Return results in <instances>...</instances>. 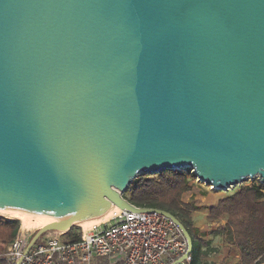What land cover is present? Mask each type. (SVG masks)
Instances as JSON below:
<instances>
[{"label": "water", "instance_id": "95a60500", "mask_svg": "<svg viewBox=\"0 0 264 264\" xmlns=\"http://www.w3.org/2000/svg\"><path fill=\"white\" fill-rule=\"evenodd\" d=\"M185 166L221 190L264 183V0H0V209L160 212L182 264L184 223L123 194Z\"/></svg>", "mask_w": 264, "mask_h": 264}, {"label": "built area", "instance_id": "2783aa9c", "mask_svg": "<svg viewBox=\"0 0 264 264\" xmlns=\"http://www.w3.org/2000/svg\"><path fill=\"white\" fill-rule=\"evenodd\" d=\"M72 228L71 222L69 229L43 233L27 253L34 232L20 228L0 259L7 264H170L187 252L176 222L156 211L120 209L109 220L78 230L79 237L69 240Z\"/></svg>", "mask_w": 264, "mask_h": 264}, {"label": "trees", "instance_id": "16d2710c", "mask_svg": "<svg viewBox=\"0 0 264 264\" xmlns=\"http://www.w3.org/2000/svg\"><path fill=\"white\" fill-rule=\"evenodd\" d=\"M197 176L191 169H166L156 175L142 173L129 185L123 194L133 204L159 208L173 213L188 228L193 238V252L188 264H207L206 243L193 222L197 210L193 204L183 202L186 192L192 189ZM224 219L222 230L225 238L238 250L237 264H264V183L240 186L235 192L221 197L211 206L208 220ZM21 223L17 219L0 217V247L5 249L18 233ZM79 230V229H78ZM77 229H71L69 240L79 237ZM0 264H7L0 259Z\"/></svg>", "mask_w": 264, "mask_h": 264}, {"label": "rangeland", "instance_id": "374dc122", "mask_svg": "<svg viewBox=\"0 0 264 264\" xmlns=\"http://www.w3.org/2000/svg\"><path fill=\"white\" fill-rule=\"evenodd\" d=\"M258 180L259 177L256 179H248L242 185H232L229 189L225 190L213 188V186L207 185L203 181L195 180L191 182L192 189L183 195V202H189L197 207V210L193 213V222H195V227L198 229L200 236H202L203 240L206 242L203 245L202 250L207 252V264H237L239 260L238 250L233 244H230L227 241L225 235L220 229L225 225L226 221L224 219L216 220V222L208 220V214L211 206L217 205L221 197L230 195V193L235 192V190L240 186L253 185L257 183ZM0 217L19 220L21 223V229L26 231L28 229L30 232H34V234L37 230L42 228V226H34V224L27 229L24 228L22 225L23 220L13 213L7 214L0 212ZM72 227V229L77 230L84 229L82 225L77 223H72ZM11 243L12 242L7 244L5 249L0 247V252L6 251Z\"/></svg>", "mask_w": 264, "mask_h": 264}, {"label": "bare ground", "instance_id": "6f19581e", "mask_svg": "<svg viewBox=\"0 0 264 264\" xmlns=\"http://www.w3.org/2000/svg\"><path fill=\"white\" fill-rule=\"evenodd\" d=\"M119 207L116 206L115 204L111 206L109 211H107L105 214L101 215L98 218H85V219H71V220H64L60 221L58 219H54L50 216H46L44 214L38 215V214H32V213H22L18 211H10V210H5V209H0V212L2 213H7V214H15L17 217H20L23 220V227L28 228L31 225L34 224V226H42L43 224L53 222L58 225H66L68 223H77L79 225H82L84 227V230L91 228L92 226L96 224H100V222L107 221L110 218L114 216L115 213L119 211ZM33 227V226H32ZM26 231V230H23Z\"/></svg>", "mask_w": 264, "mask_h": 264}, {"label": "crops", "instance_id": "0c3cea01", "mask_svg": "<svg viewBox=\"0 0 264 264\" xmlns=\"http://www.w3.org/2000/svg\"><path fill=\"white\" fill-rule=\"evenodd\" d=\"M184 201V200H183Z\"/></svg>", "mask_w": 264, "mask_h": 264}]
</instances>
